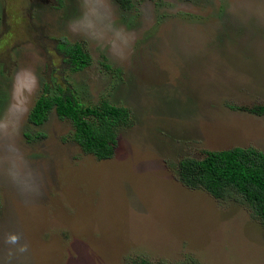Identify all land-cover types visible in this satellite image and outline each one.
Segmentation results:
<instances>
[{
    "label": "rangeland",
    "instance_id": "1",
    "mask_svg": "<svg viewBox=\"0 0 264 264\" xmlns=\"http://www.w3.org/2000/svg\"><path fill=\"white\" fill-rule=\"evenodd\" d=\"M45 84L128 108L112 157L54 109L28 119ZM262 104L264 0H0V264H264L239 195L178 178L205 150L264 151Z\"/></svg>",
    "mask_w": 264,
    "mask_h": 264
},
{
    "label": "trees",
    "instance_id": "2",
    "mask_svg": "<svg viewBox=\"0 0 264 264\" xmlns=\"http://www.w3.org/2000/svg\"><path fill=\"white\" fill-rule=\"evenodd\" d=\"M58 48L68 55V62L79 67L83 54L77 44L64 41ZM52 109L59 117L71 121L73 139L85 152L98 159L112 157L117 145L118 128L131 123V114L126 107L106 99L94 105H83L69 87L58 85L51 92L48 84L43 86V92L34 101L28 119L34 124H41ZM250 111L264 113V104L250 108ZM178 178L186 186L202 188L218 199L230 194L239 195L264 226V151L253 146L205 150L201 158L188 156L179 160ZM125 264L162 262L155 263L138 256L128 258Z\"/></svg>",
    "mask_w": 264,
    "mask_h": 264
},
{
    "label": "clouds",
    "instance_id": "3",
    "mask_svg": "<svg viewBox=\"0 0 264 264\" xmlns=\"http://www.w3.org/2000/svg\"><path fill=\"white\" fill-rule=\"evenodd\" d=\"M14 239V238H13Z\"/></svg>",
    "mask_w": 264,
    "mask_h": 264
}]
</instances>
